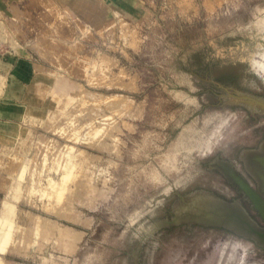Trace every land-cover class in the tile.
Returning a JSON list of instances; mask_svg holds the SVG:
<instances>
[{
    "label": "rangeland",
    "instance_id": "rangeland-1",
    "mask_svg": "<svg viewBox=\"0 0 264 264\" xmlns=\"http://www.w3.org/2000/svg\"><path fill=\"white\" fill-rule=\"evenodd\" d=\"M261 20L264 0H0L2 264H264L233 179L264 202Z\"/></svg>",
    "mask_w": 264,
    "mask_h": 264
},
{
    "label": "bare ground",
    "instance_id": "bare-ground-1",
    "mask_svg": "<svg viewBox=\"0 0 264 264\" xmlns=\"http://www.w3.org/2000/svg\"><path fill=\"white\" fill-rule=\"evenodd\" d=\"M259 12H261V11H259ZM258 14V13H257ZM260 14V13H259ZM256 25L260 28V31L263 33V39H264V20H261V21H259V22H256ZM248 60H249V64H250V67H251V69H252V71L254 72V73H256L260 78H262V80H264V46H261V45H258V49H257V52H255V53H252V54H250V57L248 58ZM250 69V70H251ZM65 88V87H64ZM59 89H61L60 88V86H59ZM55 90V89H54ZM58 90V89H57ZM67 92V91H66ZM175 96V95H174ZM60 97V96H59ZM231 97V96H230ZM248 100H250V98H247ZM189 100V99H188ZM192 100H194V99H192ZM95 101V100H94ZM93 101V102H94ZM195 101V100H194ZM247 104V103H246ZM249 104V103H248ZM235 105V104H234ZM163 106V105H162ZM86 108H87V106H86ZM141 108V107H140ZM262 109H263V111L262 112H264V102H263V107H262ZM93 110H94V108H93ZM89 111V110H88ZM99 112H101V111H99ZM134 112V111H133ZM72 113V112H71ZM93 113V112H92ZM140 113V112H139ZM89 114H90V111H89ZM124 114V113H123ZM130 114V113H129ZM218 114V113H217ZM242 114V113H241ZM93 115V114H92ZM98 115V114H97ZM122 115V114H121ZM139 115V114H138ZM229 115V114H228ZM82 116V115H81ZM129 116V115H128ZM135 116V115H134ZM137 116V115H136ZM135 116V117H136ZM215 116H217V115H215ZM86 117H91V116H86ZM257 117H259V115L257 116ZM79 118V117H78ZM209 118V117H208ZM224 119H225V117H223ZM89 119V118H88ZM91 119H94V117L93 118H91ZM105 119V118H104ZM107 119V118H106ZM127 119V118H126ZM207 119V118H206ZM210 120V118L208 119V121ZM222 120V119H221ZM92 123V122H91ZM90 123V124H91ZM102 123H104V122H102ZM205 123V122H204ZM207 123V122H206ZM208 123H211V122H208ZM71 124H72V122H71ZM104 124H106V123H104ZM203 124V123H202ZM80 125V124H79ZM109 125V124H108ZM75 126V125H74ZM90 127V126H89ZM101 127H102V124H101ZM105 127H106V125H105ZM108 127H110V126H108ZM126 127V126H125ZM82 128V127H81ZM112 128V127H111ZM118 128V127H117ZM123 128V127H122ZM128 128H129V126H128ZM75 129V128H74ZM86 129V128H85ZM91 129H93V127L91 128ZM96 129V128H95ZM110 129V128H109ZM113 129V128H112ZM101 130V129H100ZM190 129H188V131L187 132H190L189 131ZM213 130H215V129H213ZM233 130V129H232ZM73 131V130H72ZM71 131V132H72ZM76 131H77V129H76ZM81 131V130H80ZM96 131V130H95ZM107 131V130H106ZM112 131H114V130H112ZM88 132V131H87ZM90 132V131H89ZM99 132V131H98ZM213 132V131H212ZM64 133V132H63ZM78 133V132H77ZM80 133V132H79ZM78 133V134H79ZM105 133V132H104ZM112 133V132H111ZM121 133V132H120ZM87 134V133H86ZM85 134V135H86ZM110 134V133H109ZM82 135V134H81ZM120 135V134H119ZM180 135V134H179ZM211 135V134H210ZM94 136V135H93ZM107 136V135H106ZM212 136H213V134H212ZM208 137V136H207ZM79 138V137H78ZM104 138V137H103ZM181 138V137H180ZM71 139V138H70ZM95 139H97V138H95ZM209 139H211V136H210V138ZM203 140V139H202ZM71 141H72V139H71ZM94 141V140H93ZM96 141V140H95ZM116 141V140H115ZM208 141V140H207ZM97 142V141H96ZM179 142H181V139L179 140ZM98 143V142H97ZM119 143V142H118ZM205 143V142H204ZM105 144V143H104ZM89 145H91V144H89ZM92 145H93V143H92ZM98 145V144H97ZM97 145H95V146H97ZM180 145V144H179ZM207 145H208V143H207ZM210 145V144H209ZM181 146V145H180ZM91 147V146H90ZM93 147V146H92ZM116 147V146H115ZM177 147V146H176ZM106 148V147H105ZM181 148H182V146H181ZM180 148V149H181ZM72 149V148H71ZM95 149V148H94ZM168 149V148H167ZM75 150V149H74ZM111 150V149H110ZM114 150V149H113ZM182 150V149H181ZM69 151L71 152V150L69 149ZM67 152V153H70V152ZM101 151V150H100ZM179 151V150H178ZM205 151V150H204ZM103 152H104V150H103ZM174 152H175V150H174ZM206 152V151H205ZM75 153H78V150H77V152H74L73 154H75ZM169 153V152H168ZM202 153H203V150H202ZM201 153V154H202ZM82 155V154H81ZM85 155V154H84ZM174 155V154H173ZM67 156H68V158H67ZM66 158H67V161H66V163H65V165L63 166V172H64V174L65 175H67V176H64L65 178L67 177H69V176H72V173H71V169L73 170V167H74V163L72 162V156H71V153H70V155H66L65 156ZM76 157H78V156H76ZM81 157H83V156H81ZM170 157V156H169ZM183 157V156H182ZM254 157H257V156H254ZM63 158V157H62ZM86 158V157H85ZM85 158H84V160H85ZM88 158V157H87ZM75 159H77V158H75ZM83 159V158H82ZM89 159V158H88ZM93 159V158H92ZM55 160V159H54ZM60 160H61V158H60ZM168 160V159H167ZM255 160H257V159H255ZM63 161V160H62ZM77 161V160H76ZM86 161V160H85ZM91 161V160H90ZM89 161V162H90ZM94 161V160H93ZM160 161H161V158H160ZM228 162H229V160H228ZM55 163V162H54ZM59 163V162H58ZM75 163H77V162H75ZM85 163V162H84ZM161 163V162H160ZM175 163V162H174ZM254 163H256V162H254ZM64 164V163H63ZM223 164V163H222ZM58 166V165H57ZM64 167H65V170H64ZM78 167H80V166H78ZM154 167V166H153ZM227 167V166H226ZM75 168V167H74ZM78 169H80V168H78ZM173 169V167H171V170ZM227 169V168H226ZM254 169V168H253ZM256 169V168H255ZM222 170V169H221ZM51 171V170H50ZM66 171V172H65ZM74 171V170H73ZM174 171H175V173H176V169L175 170H173V173H174ZM226 171V170H225ZM76 172H77V170H76ZM79 172V171H78ZM84 172H85V170H84ZM74 173V172H73ZM87 173V172H86ZM174 173V174H175ZM177 173H179V171H177ZM181 173V172H180ZM231 173V172H230ZM69 174H71V175H69ZM79 174V173H78ZM149 174H151V173H149ZM225 174V173H224ZM69 175V176H68ZM239 176V175H238ZM63 177V179H65ZM73 177V176H72ZM145 177H146V175H145ZM157 177V176H156ZM84 179H83V181L84 180H86V178H85V175H84V177H83ZM63 179H61V180H63ZM73 179V178H72ZM78 179H79V177H78ZM154 179H156V178H154ZM260 179V178H259ZM66 180V179H65ZM64 181V180H63ZM62 181V182H63ZM67 181V180H66ZM70 181V180H69ZM156 181V180H155ZM77 182V181H76ZM85 182V181H84ZM86 182H87V180H86ZM157 182V181H156ZM65 183V182H64ZM70 183V182H69ZM73 183H75V181H73ZM104 183V182H103ZM50 183H49V181H48V185H49ZM55 184V183H54ZM53 184V185H54ZM152 184V183H151ZM56 185V184H55ZM63 185V184H62ZM69 185V184H68ZM77 185V184H76ZM83 185V184H82ZM89 185V184H88ZM241 185L244 187V188H246V186L243 184V183H241ZM261 185H262V182H261ZM50 186V185H49ZM52 186V185H51ZM59 186V185H58ZM60 186H61V184H60ZM87 186V185H86ZM57 187V186H56ZM66 187H68V186H66ZM81 187V186H80ZM49 188V187H48ZM51 188V187H50ZM69 188V187H68ZM79 188V187H78ZM201 188V187H200ZM54 189V188H53ZM61 189V188H60ZM212 190H213V188H211ZM218 189V188H217ZM56 190H58V189H56ZM64 190V189H63ZM80 190V189H79ZM82 190V189H81ZM92 190H94V189H92ZM92 190H90V191H92ZM221 190H223V189H221ZM227 190V189H226ZM59 191V190H58ZM66 190H64V192H65ZM89 191V190H88ZM35 192V191H34ZM33 192V194L35 195V193ZM37 192V191H36ZM44 192V191H43ZM71 192V191H70ZM80 192V191H79ZM86 192V191H85ZM85 192H84V194H85ZM164 192H166V191H164ZM163 192V193H164ZM205 192H207V191H205ZM52 192H50V194H51ZM54 193H55V190H54ZM54 193H52V194H54ZM75 193H77V192H75ZM226 193V192H225ZM48 194V193H47ZM81 194V193H80ZM218 194V193H217ZM57 195V194H56ZM55 195V196H56ZM59 195V194H58ZM199 195V194H198ZM224 195V194H223ZM226 195V194H225ZM47 196V195H46ZM192 196V195H191ZM48 197V196H47ZM50 197V196H49ZM203 197V196H202ZM201 197V198H202ZM42 198V197H41ZM52 199V198H51ZM189 199V198H188ZM225 199V198H224ZM50 199H48V201H49ZM187 200V199H186ZM47 201V200H46ZM129 201H131V200H129ZM185 201V200H184ZM214 201V200H213ZM209 203V202H208ZM217 203V202H216ZM52 205V204H51ZM169 205V204H168ZM244 205V204H243ZM41 206V205H40ZM185 206V205H184ZM50 207V206H49ZM209 207H211V206H209ZM262 207V206H261ZM187 208V207H186ZM46 209H48V211H49V208H46ZM167 209V208H166ZM192 209V208H191ZM190 209V210H191ZM193 209H195V208H193ZM206 209H207V207H206ZM212 209V208H211ZM189 210V209H188ZM262 210H263V208H262ZM51 211V210H50ZM182 211V210H181ZM184 211V210H183ZM197 211V210H196ZM211 211V210H210ZM11 212V211H10ZM10 212H9V214H10ZM173 212V211H172ZM226 212V211H225ZM216 213V212H215ZM263 213H264V210H263ZM222 214V213H221ZM229 214H230V212H229ZM177 215V214H176ZM216 215V214H215ZM218 215H219V213H218ZM248 215V214H247ZM181 216V215H180ZM197 216V215H196ZM209 216H210V214H209ZM180 218V217H179ZM224 218V217H223ZM238 218V217H237ZM237 218H236V220H237ZM202 219V218H201ZM200 219V220H201ZM216 219V218H215ZM239 219V218H238ZM175 220H177V219H175ZM179 220V219H178ZM211 220V219H210ZM209 220V221H210ZM214 220V219H213ZM172 221V220H171ZM193 221V220H192ZM234 221V220H233ZM39 222H41V221H39ZM201 222V221H200ZM174 223V222H173ZM176 223V222H175ZM17 224H18V222H17ZM36 224V223H35ZM240 224V223H239ZM246 224V223H245ZM0 225H1V228H0V255H3L4 253H5V251H6V248H7V245H8V243L11 241V239H12V232H13V229H14V226H16V225H14L13 224V222H12V218L11 217H7V218H3L2 220H1V223H0ZM155 225V224H154ZM232 225V224H231ZM230 225V226H231ZM157 226V225H156ZM248 226H249V224H248ZM36 227H37V225H36ZM43 227V226H42ZM247 227V226H246ZM250 227V226H249ZM38 228V227H37ZM41 228V227H40ZM237 229V228H236ZM16 231V230H15ZM40 233V232H39ZM245 233V232H244ZM38 234V233H37ZM40 235V234H39ZM148 235V234H147ZM13 236H14V234H13ZM256 236V235H255ZM148 237V236H147ZM13 241V240H12ZM14 244V243H13ZM15 246V245H14ZM0 264H2V258H0Z\"/></svg>",
    "mask_w": 264,
    "mask_h": 264
},
{
    "label": "water",
    "instance_id": "water-1",
    "mask_svg": "<svg viewBox=\"0 0 264 264\" xmlns=\"http://www.w3.org/2000/svg\"><path fill=\"white\" fill-rule=\"evenodd\" d=\"M233 179L235 181V183L237 184V186L239 187V189L246 195V197L250 200V202L252 203L254 209L259 213V215L262 217V219L264 220V202L262 201V199L259 197L258 194H256L243 180H241L239 177H236L235 175L233 176ZM241 183H243L246 188H244ZM262 206V207H261ZM263 208V210H262ZM258 236L263 237L264 236V231L262 234L257 233Z\"/></svg>",
    "mask_w": 264,
    "mask_h": 264
},
{
    "label": "crops",
    "instance_id": "crops-1",
    "mask_svg": "<svg viewBox=\"0 0 264 264\" xmlns=\"http://www.w3.org/2000/svg\"><path fill=\"white\" fill-rule=\"evenodd\" d=\"M10 211H12V210H10ZM8 218H9V216H7ZM6 216L4 217V218H7Z\"/></svg>",
    "mask_w": 264,
    "mask_h": 264
}]
</instances>
